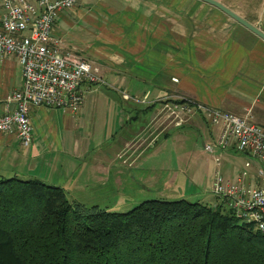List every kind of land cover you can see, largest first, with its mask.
<instances>
[{
	"label": "crops",
	"instance_id": "crops-1",
	"mask_svg": "<svg viewBox=\"0 0 264 264\" xmlns=\"http://www.w3.org/2000/svg\"><path fill=\"white\" fill-rule=\"evenodd\" d=\"M215 1L264 33V0ZM2 15L0 0V21ZM51 39L59 49L92 61L102 82L79 86L83 99L76 110L31 107L27 147L16 134L0 133V179H36L61 187L70 201L86 205L96 186H111L124 196L131 189L148 200L162 192L153 190V171L154 161L166 152L161 166L170 172L177 165L180 172H164L159 182L167 188L182 185L179 199L199 198L200 190L192 185L202 183V173L192 167L181 178L183 156L173 153L195 149L191 128L213 141L219 128L196 115L180 127L155 131L163 121L161 101L186 98L247 115L264 127V39L209 2L77 0L57 14ZM22 84L17 59L0 57V115L14 108L7 97ZM234 151L231 146L224 153V174L229 175L236 158L246 159ZM256 163L247 182H256ZM209 179L211 191L213 175ZM219 203L216 199L211 205Z\"/></svg>",
	"mask_w": 264,
	"mask_h": 264
},
{
	"label": "trees",
	"instance_id": "trees-1",
	"mask_svg": "<svg viewBox=\"0 0 264 264\" xmlns=\"http://www.w3.org/2000/svg\"><path fill=\"white\" fill-rule=\"evenodd\" d=\"M0 264H264V235L222 204L87 208L61 187L0 179Z\"/></svg>",
	"mask_w": 264,
	"mask_h": 264
},
{
	"label": "built area",
	"instance_id": "built-area-1",
	"mask_svg": "<svg viewBox=\"0 0 264 264\" xmlns=\"http://www.w3.org/2000/svg\"><path fill=\"white\" fill-rule=\"evenodd\" d=\"M77 0H1L0 57L14 56L22 71L21 89L11 92L7 101L14 108L0 115V133L16 134L22 146L31 140V107L69 108L82 104V83L102 82L94 63L70 50L59 49L51 39L57 14L73 8ZM176 81V79H172ZM155 131L180 127L196 115L210 127L219 128L216 146L233 148L247 157L244 169L235 181L215 176L211 192L219 204L229 208L236 217L264 235V127L246 116L210 107L186 98L163 99ZM157 119L150 122L151 128ZM157 138L150 140L153 144ZM211 152L212 146L205 145ZM255 164V183L248 168Z\"/></svg>",
	"mask_w": 264,
	"mask_h": 264
},
{
	"label": "rangeland",
	"instance_id": "rangeland-1",
	"mask_svg": "<svg viewBox=\"0 0 264 264\" xmlns=\"http://www.w3.org/2000/svg\"><path fill=\"white\" fill-rule=\"evenodd\" d=\"M145 118V116H144ZM189 129V128H188ZM191 132L195 135L193 137V140L195 139L196 142V147L195 149H191V152H184L181 153L180 151L177 150V152H174V156H183L182 158H180V160H182L184 162V174L183 175H179L181 176V178L184 177V179L186 178L188 171L190 170V168L195 167L196 169H199L200 172L203 175L202 178V183L195 185L196 187L194 188L192 185V188L194 190H200L201 193V197H189V196H184V198L186 200L189 201H198L201 202V200H203V202H206L207 204L209 203V205L213 204L215 202V200L217 199L216 196L207 189L206 185H207V181H209V177H211V175H213V180L215 178V176H217L218 174L221 175L225 180H230V181H235V179L237 178L238 174L244 169V164H245V160H247L243 157H238L236 158V160H234V164L231 165V170L229 171L228 169V174H224L221 170L222 168L221 165L223 164L224 161V153H228V148L227 149H220L216 146L215 142H216V138L214 139V141L212 139L206 140L205 137L203 138L202 136H200L199 132L196 131L195 129L191 128ZM165 138H160V141H163ZM206 143V144H205ZM210 145L212 146V151L211 152H205L204 151V147L205 145ZM165 153L166 152H162ZM162 153L159 154L158 156V160L154 161V163H156L157 165H155V170L153 171V173L155 174V176L157 177V180L155 182V184L153 185L154 188L153 190L157 189V191L162 190V192L160 194H156L154 195V197L152 199H156L159 198L158 200H166V201H173V200H177L179 198H181L182 195V185H176V186H172V187H164L162 185V182H159V179H163V173H169V174H179V167L177 165L174 166H170L169 168L171 170H169L170 172H168L163 166H161L162 162L164 161L162 159ZM235 155L241 154L240 152H238L237 150L234 151ZM172 155V151L171 148L168 151V155L170 156ZM179 159V158H178ZM173 163L174 160H172ZM219 162V166H216V163ZM159 164V165H158ZM145 170L147 171V169L145 168ZM166 170V171H165ZM233 170H235V172H233ZM250 170L251 167L248 168V172L250 174ZM212 180V182H213ZM111 186H96L95 188H91V193H90V205L91 204H96L98 205V207L102 210H107V211H112V212H127L129 210H131L132 208H134L135 206H137L140 202L147 200L146 197H141L138 194L134 193L131 189H127V192L124 196V194H118L115 193L113 190L110 189ZM197 188V189H196ZM199 188V189H198ZM144 196V195H143ZM202 198V199H200ZM73 202V201H72ZM202 202V203H203ZM82 204V203H80ZM84 206H86L87 208H90V205H86L83 204ZM97 207V208H98Z\"/></svg>",
	"mask_w": 264,
	"mask_h": 264
},
{
	"label": "water",
	"instance_id": "water-1",
	"mask_svg": "<svg viewBox=\"0 0 264 264\" xmlns=\"http://www.w3.org/2000/svg\"><path fill=\"white\" fill-rule=\"evenodd\" d=\"M204 1L209 2V3L213 4V5H215L216 7L220 8L222 11H224L225 13H227L228 15H230L236 21L240 22L241 24H243L244 26H246L248 29H250L251 31H253L254 33H256L258 36H260L261 38L264 39V33H262L261 31H259L258 29H256L255 27L251 26L250 24H248L247 22H245L243 19H241L240 17H238L237 15H235L234 13H232L231 11H229L227 8H225L223 5H221L219 2H217L215 0H204Z\"/></svg>",
	"mask_w": 264,
	"mask_h": 264
}]
</instances>
